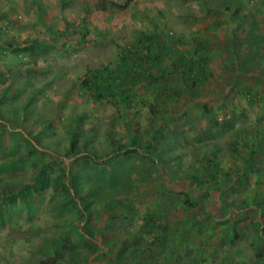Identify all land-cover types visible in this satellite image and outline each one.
<instances>
[{
	"label": "rangeland",
	"instance_id": "rangeland-1",
	"mask_svg": "<svg viewBox=\"0 0 264 264\" xmlns=\"http://www.w3.org/2000/svg\"><path fill=\"white\" fill-rule=\"evenodd\" d=\"M51 258L264 264V0H0V264Z\"/></svg>",
	"mask_w": 264,
	"mask_h": 264
},
{
	"label": "trees",
	"instance_id": "trees-1",
	"mask_svg": "<svg viewBox=\"0 0 264 264\" xmlns=\"http://www.w3.org/2000/svg\"><path fill=\"white\" fill-rule=\"evenodd\" d=\"M127 4H128L127 2H125L123 4H118V3H114V2L112 3V5L117 6L119 8H125L127 6ZM156 35L159 36L161 39H163V45L164 46L166 45L167 41L168 42H173L177 38V37H173L169 33H166L165 31L164 32L161 31L160 33H156ZM25 43H28V44H36L37 42H35L34 40L27 39V40H25ZM170 49H171V51L173 53H175L176 50H177L173 45L170 47ZM174 55H175L174 64L176 65V67L178 65H182V66L186 67V70H184V72L187 75L188 79H190V80H196L197 81L198 78H199V76H200V73H201V70L202 69L199 68V69H197L195 71L193 70L194 69V65L196 63L195 60L188 59V58H184L182 55H178V53L177 54L175 53ZM131 66H135V65H131ZM131 66H127V68L128 67L131 68ZM123 77L125 79L131 78L129 74H124ZM121 90L124 91L123 88ZM123 148H125L124 145H118L116 147V149L119 150V151L123 150ZM150 227H152L151 224H150ZM54 261H55V259L54 258H51V264H53ZM41 264H48V260H42L41 261Z\"/></svg>",
	"mask_w": 264,
	"mask_h": 264
}]
</instances>
